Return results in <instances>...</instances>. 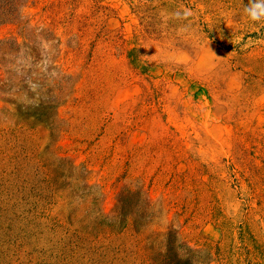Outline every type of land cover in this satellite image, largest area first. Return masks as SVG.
I'll return each instance as SVG.
<instances>
[{"label": "rangeland", "instance_id": "obj_1", "mask_svg": "<svg viewBox=\"0 0 264 264\" xmlns=\"http://www.w3.org/2000/svg\"><path fill=\"white\" fill-rule=\"evenodd\" d=\"M248 4L28 0L0 23V264H264ZM43 103L54 132L22 114Z\"/></svg>", "mask_w": 264, "mask_h": 264}, {"label": "trees", "instance_id": "obj_2", "mask_svg": "<svg viewBox=\"0 0 264 264\" xmlns=\"http://www.w3.org/2000/svg\"><path fill=\"white\" fill-rule=\"evenodd\" d=\"M28 0H0V23L1 24H18L22 18L21 9L25 7ZM26 30L23 28L21 31ZM17 40H3L0 42V55L3 66L6 69V77L3 81V86L6 87L9 83H15L18 77L12 73V64L14 59L18 57L19 48ZM14 57L13 60L10 59ZM22 81V80H21ZM55 109L53 103H43L40 107L34 111H23V115L26 118H34L37 122L46 125L52 132L56 131L57 123L56 117L53 114Z\"/></svg>", "mask_w": 264, "mask_h": 264}, {"label": "clouds", "instance_id": "obj_3", "mask_svg": "<svg viewBox=\"0 0 264 264\" xmlns=\"http://www.w3.org/2000/svg\"><path fill=\"white\" fill-rule=\"evenodd\" d=\"M244 12L253 22L264 20V0H249Z\"/></svg>", "mask_w": 264, "mask_h": 264}]
</instances>
